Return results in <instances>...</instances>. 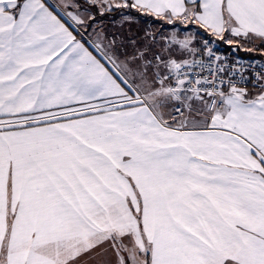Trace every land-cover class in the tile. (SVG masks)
I'll list each match as a JSON object with an SVG mask.
<instances>
[{
  "label": "snow or ice",
  "instance_id": "6c2138e0",
  "mask_svg": "<svg viewBox=\"0 0 264 264\" xmlns=\"http://www.w3.org/2000/svg\"><path fill=\"white\" fill-rule=\"evenodd\" d=\"M0 264H264V0H0Z\"/></svg>",
  "mask_w": 264,
  "mask_h": 264
},
{
  "label": "trees",
  "instance_id": "16d2710c",
  "mask_svg": "<svg viewBox=\"0 0 264 264\" xmlns=\"http://www.w3.org/2000/svg\"><path fill=\"white\" fill-rule=\"evenodd\" d=\"M238 54L239 55H244V56H252L253 55L251 53H247V52H243V51L239 52Z\"/></svg>",
  "mask_w": 264,
  "mask_h": 264
},
{
  "label": "built area",
  "instance_id": "2783aa9c",
  "mask_svg": "<svg viewBox=\"0 0 264 264\" xmlns=\"http://www.w3.org/2000/svg\"><path fill=\"white\" fill-rule=\"evenodd\" d=\"M224 49L222 48V51H223ZM225 54H227V52H225ZM237 55H239V54H237ZM240 57H243V58H249V57H251V56H244V55H239Z\"/></svg>",
  "mask_w": 264,
  "mask_h": 264
}]
</instances>
